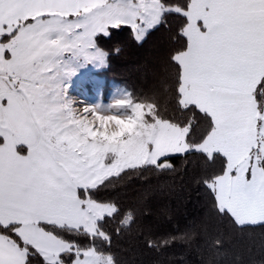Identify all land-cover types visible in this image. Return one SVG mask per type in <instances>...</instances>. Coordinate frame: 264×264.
<instances>
[{"label":"snow or ice","instance_id":"6c2138e0","mask_svg":"<svg viewBox=\"0 0 264 264\" xmlns=\"http://www.w3.org/2000/svg\"><path fill=\"white\" fill-rule=\"evenodd\" d=\"M171 16L183 21L190 74L201 56L192 33L207 38L203 71L210 79H255L247 61L258 60L264 72V0H0V264H105L96 246L105 217L89 207L93 157L81 139L90 132L77 122L72 105L97 114L103 107L99 96L89 97L100 87L89 71L103 67L112 53L97 38L107 43L127 28L142 43ZM253 96L260 111L264 75ZM232 99L215 87L209 91L210 101ZM204 114L215 130L213 113ZM21 147L36 189L32 199L14 191L11 162ZM247 151L246 160L233 164L224 157L225 176L237 173L228 194L264 210V112Z\"/></svg>","mask_w":264,"mask_h":264},{"label":"trees","instance_id":"16d2710c","mask_svg":"<svg viewBox=\"0 0 264 264\" xmlns=\"http://www.w3.org/2000/svg\"><path fill=\"white\" fill-rule=\"evenodd\" d=\"M166 20L142 43L127 28L107 43L97 38L99 47L112 53L98 74L106 87H124L131 102L144 107L147 122L186 127L185 142L195 146L212 122L196 105L180 101L181 65L173 57L186 46L183 21ZM19 152L25 153L23 147ZM224 157L190 149L126 167L91 186V200L114 206L103 215L98 256H109L113 264H264V227L259 226L264 222L238 223L227 209L218 210L224 208L205 186L225 172Z\"/></svg>","mask_w":264,"mask_h":264},{"label":"rangeland","instance_id":"374dc122","mask_svg":"<svg viewBox=\"0 0 264 264\" xmlns=\"http://www.w3.org/2000/svg\"><path fill=\"white\" fill-rule=\"evenodd\" d=\"M100 69L93 68L89 71L91 80L100 86L98 93L95 88L89 92L90 98L96 99L99 96V102L103 103L100 113L86 109L81 104L83 113L80 117L75 114L77 122L90 132V136L81 139H87L93 157L90 170L92 179L89 182L91 186L126 167L156 162L164 156L187 151V148H196L185 142L186 127L166 120L147 122L144 118V107L131 102L124 87L115 83L106 87L103 77L98 74ZM229 158V163L233 164L246 160L247 157ZM233 173L235 174L231 175L232 179L224 178L218 182L217 188L215 182L211 183L212 189L217 190L219 207L230 211L240 224L264 222V210L258 202H237L228 194V187L235 188L236 184L237 173ZM95 205L94 213L98 217L108 215L114 210V206L109 203L95 201ZM102 258L105 264H113L109 256Z\"/></svg>","mask_w":264,"mask_h":264},{"label":"crops","instance_id":"0c3cea01","mask_svg":"<svg viewBox=\"0 0 264 264\" xmlns=\"http://www.w3.org/2000/svg\"><path fill=\"white\" fill-rule=\"evenodd\" d=\"M184 31L187 32L189 29H184ZM192 44L201 51V56L193 60V74L189 72V63L185 52L176 55V59L181 65L180 101L183 105L191 103L202 111L212 112L217 124L215 130L212 128L205 139L195 145V149L206 153L219 152L228 157H247L248 145H254L257 118L261 116V112H264V108L257 111L256 99L253 96V90L259 83V77L264 75V72L260 70L259 61H247L254 68L255 79H251L245 74L234 81H216L210 79L203 71L209 59L205 55L209 49L206 36L192 33ZM240 59L244 62L243 57ZM213 87L221 94L233 99L227 102L210 101L209 91ZM185 88L186 91L182 94V89ZM190 149L193 148H187V150ZM11 167L15 171L14 191H22L28 199L34 198L36 189L29 180L25 153H20L11 162ZM224 178H227L225 172L214 180L216 188L218 182ZM214 192L218 200L217 190ZM89 207L94 213L96 207L94 200H91Z\"/></svg>","mask_w":264,"mask_h":264},{"label":"bare ground","instance_id":"6f19581e","mask_svg":"<svg viewBox=\"0 0 264 264\" xmlns=\"http://www.w3.org/2000/svg\"><path fill=\"white\" fill-rule=\"evenodd\" d=\"M73 112L77 115V116H79L80 117V115H81V113H83L82 111H81V109H82V107H81V104H78V103H73ZM86 121V120H85Z\"/></svg>","mask_w":264,"mask_h":264}]
</instances>
